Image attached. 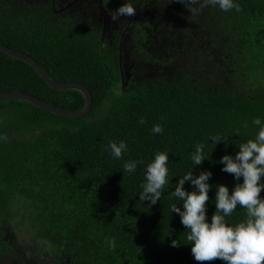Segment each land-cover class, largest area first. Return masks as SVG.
I'll return each instance as SVG.
<instances>
[{
    "label": "trees",
    "instance_id": "obj_1",
    "mask_svg": "<svg viewBox=\"0 0 264 264\" xmlns=\"http://www.w3.org/2000/svg\"><path fill=\"white\" fill-rule=\"evenodd\" d=\"M11 1L0 0V42L35 58L55 80L84 84L92 106L71 118L22 99L0 101V249L7 228L27 264H200L180 215L171 212L183 202L171 193L186 173L210 171V223L217 185L231 194L243 183L220 161L255 139V118L264 126V0H233L240 11L201 8L198 0L187 5L199 9L195 16L177 0H129L153 24L136 38L125 88L118 58L97 31L52 25L35 11L12 10ZM8 91L68 110L86 104L81 91L51 87L30 63L0 50V94ZM156 124L162 133L152 132ZM213 136L225 137L214 144ZM109 141L127 144L121 159ZM199 144L205 159L194 165ZM158 152L169 157L168 183L151 205L139 193ZM129 161L138 162L131 174L123 170ZM184 189L196 190L190 181ZM246 219L239 205L225 218L230 226Z\"/></svg>",
    "mask_w": 264,
    "mask_h": 264
},
{
    "label": "clouds",
    "instance_id": "obj_2",
    "mask_svg": "<svg viewBox=\"0 0 264 264\" xmlns=\"http://www.w3.org/2000/svg\"><path fill=\"white\" fill-rule=\"evenodd\" d=\"M187 5L196 4L198 0H179ZM208 5L219 6L222 11L235 9L241 10V6L233 0H203L201 8ZM191 15L198 14L199 9L191 8ZM136 15V9L131 5H121L112 14V20L117 21L120 17H132ZM140 123H144L141 118ZM253 124L260 126L255 139H250L246 143L239 145V151L235 158L231 155L221 157L224 172L234 175L237 181L243 177V183H237L234 190L229 194L226 185H217L216 211L211 217V222L206 220V203L209 200L208 183L212 173L202 171L198 176H193L192 172L186 173L177 181L172 196L182 201L183 210L177 204L171 205V212L180 215L181 223L186 227V241L191 244L193 258L204 264L214 260L225 261L226 264H264V199L261 198V190L264 189V126L259 117L253 120ZM247 127V125H245ZM152 132L160 134L163 127L156 124ZM222 137L213 136L212 142L218 143ZM202 144L195 148L192 155L194 165H201L205 159ZM109 149L113 158L121 159L127 151V144L124 141L116 143L109 141ZM168 154L158 152L155 158L147 165L146 181L141 185L142 191L139 193V200L149 201L155 205L161 200L162 192L168 183ZM137 161L125 162L123 170L129 174L136 171ZM190 181L194 191H186L184 184ZM198 190V191H197ZM237 205L246 210L247 219L235 226L226 223L225 218L230 216ZM109 248L115 250V240L108 241ZM181 243L177 239L172 240V247H179Z\"/></svg>",
    "mask_w": 264,
    "mask_h": 264
},
{
    "label": "flooded vegetation",
    "instance_id": "obj_3",
    "mask_svg": "<svg viewBox=\"0 0 264 264\" xmlns=\"http://www.w3.org/2000/svg\"><path fill=\"white\" fill-rule=\"evenodd\" d=\"M12 10L22 12L35 11L43 15L46 22L65 24L71 27L82 25L89 30L97 31L106 49L115 53L122 68V81H127L136 65L133 45L136 38L145 35L149 25L153 24L141 6L129 0H12ZM121 5H131L136 9L132 17L122 16L117 21L112 20V14ZM2 247L0 249V264H27L23 261L17 247L13 246V236L5 228ZM13 240V241H11Z\"/></svg>",
    "mask_w": 264,
    "mask_h": 264
},
{
    "label": "water",
    "instance_id": "obj_4",
    "mask_svg": "<svg viewBox=\"0 0 264 264\" xmlns=\"http://www.w3.org/2000/svg\"><path fill=\"white\" fill-rule=\"evenodd\" d=\"M0 50L11 56L25 60L26 62L30 63L51 87L59 89V90L76 89V90L81 91L86 98V104L80 110H68L65 108L58 107L31 93H27L23 91H8V92L1 93L0 101L10 100V99H22L30 103H33L39 107L48 109L56 114L66 116V117H71V118L81 117L90 111L91 106H92V94L90 93V90L84 84L79 83V82H67V81L55 80L49 75L46 69L35 58L31 57L30 55H28L27 53L23 51L9 47L1 42H0ZM127 75H128L127 79H129L130 78L129 73ZM126 84H127V81L123 83L122 87L125 88Z\"/></svg>",
    "mask_w": 264,
    "mask_h": 264
},
{
    "label": "rangeland",
    "instance_id": "obj_5",
    "mask_svg": "<svg viewBox=\"0 0 264 264\" xmlns=\"http://www.w3.org/2000/svg\"><path fill=\"white\" fill-rule=\"evenodd\" d=\"M177 1H179V0H177ZM24 235H25V236H24ZM24 235L21 236V239L25 240V243H26V245H27V242H26V241L28 240L29 237H27L26 234H24ZM27 246H28V245H27Z\"/></svg>",
    "mask_w": 264,
    "mask_h": 264
}]
</instances>
